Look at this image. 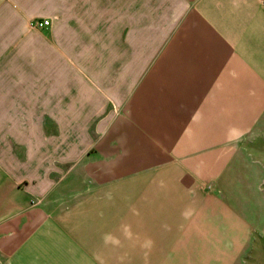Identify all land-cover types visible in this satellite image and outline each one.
I'll use <instances>...</instances> for the list:
<instances>
[{
	"label": "crops",
	"instance_id": "crops-1",
	"mask_svg": "<svg viewBox=\"0 0 264 264\" xmlns=\"http://www.w3.org/2000/svg\"><path fill=\"white\" fill-rule=\"evenodd\" d=\"M56 7L0 0V264H263L264 0H111L62 78Z\"/></svg>",
	"mask_w": 264,
	"mask_h": 264
},
{
	"label": "rangeland",
	"instance_id": "rangeland-1",
	"mask_svg": "<svg viewBox=\"0 0 264 264\" xmlns=\"http://www.w3.org/2000/svg\"><path fill=\"white\" fill-rule=\"evenodd\" d=\"M85 0H72L71 6L66 5L64 0H57V16L56 19L60 21L59 29L57 30V40L56 47L63 51V43L65 34H69L73 40V52L72 55H59L61 57L60 60V68L57 71L59 77H63L64 75V67L68 64H77L79 61V47L78 43L81 39V34L84 39L89 40L91 36L90 33L96 32L97 30H107L110 29L111 25V15H112V7L111 0H86V4L84 5ZM98 3V5H96ZM65 4V5H64ZM102 18V23L97 18ZM90 32V33H89ZM41 40H48V37L41 34ZM85 41V40H84ZM74 44H77L75 47ZM42 45V44H41ZM61 103V102H60ZM59 104V103H58ZM57 104V108H58ZM58 110V109H57ZM63 110V109H59ZM56 137H61L58 134V129H56ZM89 141L90 139L94 141V132H90L89 128ZM258 264H262L259 262ZM264 264V261H263Z\"/></svg>",
	"mask_w": 264,
	"mask_h": 264
},
{
	"label": "clouds",
	"instance_id": "clouds-1",
	"mask_svg": "<svg viewBox=\"0 0 264 264\" xmlns=\"http://www.w3.org/2000/svg\"><path fill=\"white\" fill-rule=\"evenodd\" d=\"M240 132L241 130L236 128V127H231L228 131L227 134V141L229 143H232L236 140H238L240 138ZM182 215H184L185 217H187L189 215L188 212L182 213ZM109 239H111V237H105V241L107 242Z\"/></svg>",
	"mask_w": 264,
	"mask_h": 264
},
{
	"label": "built area",
	"instance_id": "built-area-1",
	"mask_svg": "<svg viewBox=\"0 0 264 264\" xmlns=\"http://www.w3.org/2000/svg\"><path fill=\"white\" fill-rule=\"evenodd\" d=\"M51 25L50 20H42V21H37L33 24V27L38 28V29H45ZM0 263H1V257H0Z\"/></svg>",
	"mask_w": 264,
	"mask_h": 264
}]
</instances>
